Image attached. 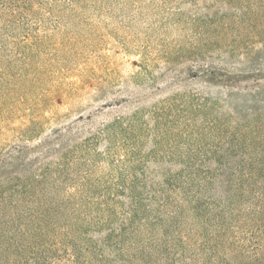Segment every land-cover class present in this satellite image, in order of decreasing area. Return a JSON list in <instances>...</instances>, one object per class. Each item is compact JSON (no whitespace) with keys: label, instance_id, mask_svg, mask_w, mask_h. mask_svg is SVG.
Instances as JSON below:
<instances>
[{"label":"rangeland","instance_id":"obj_1","mask_svg":"<svg viewBox=\"0 0 264 264\" xmlns=\"http://www.w3.org/2000/svg\"><path fill=\"white\" fill-rule=\"evenodd\" d=\"M40 1L34 107L0 139V264H208L189 220L170 238L163 181L213 156L219 119L226 148L255 128L230 104L264 110V28L247 42L222 0Z\"/></svg>","mask_w":264,"mask_h":264},{"label":"trees","instance_id":"obj_2","mask_svg":"<svg viewBox=\"0 0 264 264\" xmlns=\"http://www.w3.org/2000/svg\"><path fill=\"white\" fill-rule=\"evenodd\" d=\"M222 1L232 3L233 10L243 15L248 30L245 40H258L252 34L258 32L254 28L259 24L264 28V0ZM40 2L0 0V139L5 133H8L7 138L19 129L22 125H17L16 120L31 115L28 111L34 107L29 91L38 80L33 75L34 55L42 54L46 35L32 30L29 18ZM13 25L19 33H11ZM259 32H263L264 37V29ZM261 33L259 37L263 38ZM227 92L226 101H232L234 92ZM206 101V97L202 99L200 107ZM240 102L230 106L237 113L243 112V118H249L251 112L255 128L250 132L246 130L248 132L242 136L234 135L226 148V139L223 143L225 121L219 119L213 131L220 134L222 145L213 149L216 150L213 156L202 157L175 181H163L169 189L182 192L180 198L168 202L177 207L168 212V217L173 215L178 220L172 225L174 233L170 238L177 233L179 246L188 240L181 228L189 220L194 236L191 239L204 241L202 250L185 248V251L192 250L194 261L206 253L209 257L204 262L208 264H264V110H257L262 104H256L253 109ZM212 105L219 106V102L214 101ZM132 117L139 116L135 113ZM205 120L217 123L215 119ZM119 121L126 122L127 126L132 123L131 118L117 123ZM236 155L238 158H233ZM185 166L188 167V161Z\"/></svg>","mask_w":264,"mask_h":264}]
</instances>
